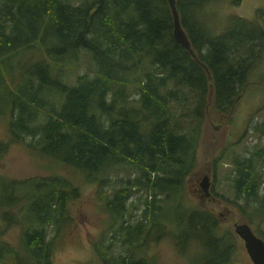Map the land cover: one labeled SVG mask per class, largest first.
I'll return each mask as SVG.
<instances>
[{"label": "trees", "instance_id": "obj_1", "mask_svg": "<svg viewBox=\"0 0 264 264\" xmlns=\"http://www.w3.org/2000/svg\"><path fill=\"white\" fill-rule=\"evenodd\" d=\"M78 1L0 0V88L10 107V135L16 140L31 136L28 145L38 153L102 186L108 181L102 174L112 165L135 167L138 175L106 200L114 221L120 220L118 229L127 236L123 241L132 244L147 221L154 224L162 212V194L176 198L169 207L175 211L180 205V216L187 215L179 220L164 217L180 227L178 237L196 234L208 249L196 264H218L227 257L231 239L215 232L211 213L199 207L183 211L189 208H182L177 197L185 175L194 168L206 108L212 104L217 111H227L233 106L252 63L264 51V25L237 16L221 33L208 34L195 18L188 21L189 10L205 0H176L194 57L173 36L167 0ZM34 42L45 48L48 59L26 67L25 80L13 89L5 79L6 61ZM80 49L89 54L94 72L77 75L71 84L54 76L52 63L61 70ZM130 81L137 84L132 97ZM50 89L62 92V101L48 100L44 93ZM5 146L1 141L0 149ZM262 151L237 159L232 177L237 199L256 209H264V177L255 168V158L264 160ZM5 181L8 196L0 199V227L2 220L3 226L24 220L20 238L27 255L15 256L10 245L0 244V261L51 264L49 226L66 219L78 187L56 173ZM144 188L149 198L144 199L143 217L127 222L126 200ZM214 249L218 252L211 256ZM117 264L151 263L132 254L121 255Z\"/></svg>", "mask_w": 264, "mask_h": 264}, {"label": "rangeland", "instance_id": "obj_2", "mask_svg": "<svg viewBox=\"0 0 264 264\" xmlns=\"http://www.w3.org/2000/svg\"><path fill=\"white\" fill-rule=\"evenodd\" d=\"M72 1L77 3L78 0ZM194 8L189 10L188 21L195 18L200 29L212 35L221 33L237 16L257 20L264 25V0H205ZM38 42L21 47L6 61L9 73H5V79L10 82L11 88L15 89L25 80L26 67L31 63L48 59L45 48ZM72 57L65 60L61 70L54 60V64L51 62L55 67L53 75H58L69 84L75 82L79 74L94 72L93 62L83 49ZM136 87L137 84L130 81L129 97L136 93ZM3 91L0 88V142L6 146L0 149V199L8 196L5 180L19 182L25 178L56 173L78 187V196L68 204L66 219L59 225L49 226L47 240L51 243V264H117L121 255L128 257L132 254L144 257L151 264H196L204 259L208 249L199 237L194 234L179 238L180 227L165 220V216L179 220L187 215L180 216V205L175 211L169 207L176 198L168 199L162 194L163 200L159 201L162 212L154 224L146 220L144 231L137 240L132 244L123 241L127 236L118 229L120 220L114 221L106 200L114 189L127 185L129 179L136 177L137 169L128 163L112 165L102 174L108 179L102 186L95 180H86L78 170L38 153L28 145L31 136L25 135L16 140L10 135L8 120L11 113L9 105L5 106ZM44 94L50 101L60 102L63 99V93L58 90H45ZM44 110L40 109L42 113ZM180 111L182 109L179 108L177 114ZM184 118L179 119L181 124H185ZM260 148L264 154V51L252 63L246 75V85L240 86V95L231 108L217 111L212 104L206 108L197 140L194 168L185 175L177 197L182 208H189L183 211L199 207L211 213L217 222L215 232L226 234L231 239L227 257L218 264H253L243 240L234 231V223L247 222L257 235L264 237V209H256L237 199L232 183L237 159L247 157ZM255 162V168L264 177V160L255 158ZM204 173L210 179L209 196L200 190L199 181ZM261 186L260 194L264 192V180ZM148 191L145 188L137 189L126 200L127 222L135 223L143 217L144 199L146 196L149 198ZM20 205L21 201L15 209ZM5 222L1 221L0 244L10 245L15 256L25 257L27 254L20 238L24 220L18 218L10 226H3ZM217 252V249L210 251L211 256Z\"/></svg>", "mask_w": 264, "mask_h": 264}, {"label": "water", "instance_id": "obj_3", "mask_svg": "<svg viewBox=\"0 0 264 264\" xmlns=\"http://www.w3.org/2000/svg\"><path fill=\"white\" fill-rule=\"evenodd\" d=\"M171 13L173 29L172 33L176 41L186 48L192 56L196 57L187 32L182 26L179 11L176 7V0H167ZM200 187L205 195L210 194V179L209 175L205 174L200 181ZM234 231L243 240L245 249L252 260L253 264H264V239L257 235L247 222L234 223Z\"/></svg>", "mask_w": 264, "mask_h": 264}, {"label": "flooded vegetation", "instance_id": "obj_4", "mask_svg": "<svg viewBox=\"0 0 264 264\" xmlns=\"http://www.w3.org/2000/svg\"><path fill=\"white\" fill-rule=\"evenodd\" d=\"M205 174H207V173H204V175H205ZM207 175H208V174H207ZM202 177H203V176H202ZM201 180H202V178L200 179V181H201ZM200 181H199V185H200ZM210 185H211V184H210ZM200 190H202L201 187H200ZM209 190H210V187H209ZM203 193H204V192H203ZM210 194H211V192H210ZM210 194H209V195H210ZM204 195H205V194H204ZM209 195H206V196H209Z\"/></svg>", "mask_w": 264, "mask_h": 264}]
</instances>
